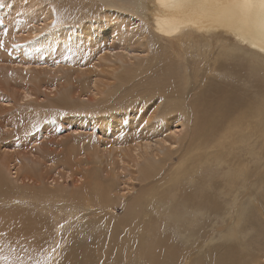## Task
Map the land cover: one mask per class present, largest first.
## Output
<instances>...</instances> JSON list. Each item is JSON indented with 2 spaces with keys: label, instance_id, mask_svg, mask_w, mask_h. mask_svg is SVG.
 Here are the masks:
<instances>
[{
  "label": "bare ground",
  "instance_id": "obj_1",
  "mask_svg": "<svg viewBox=\"0 0 264 264\" xmlns=\"http://www.w3.org/2000/svg\"><path fill=\"white\" fill-rule=\"evenodd\" d=\"M98 1L96 7L93 0H63L60 4L66 14L63 11L56 15L44 0H0V122L5 123L2 128H12L5 133L14 132L20 117L28 118L20 110L33 108L35 114L42 109H37L40 99H48L63 90L56 107L66 109L77 100V106L69 108L71 117L81 123L83 115L79 114L87 113L91 119L84 122L96 126L101 134L99 139L106 141L103 149L95 144L87 145L84 158H78L71 148L52 149L50 142L41 145L40 133L31 132L32 136L23 138L24 143L26 138L30 140L27 143L31 145H25L29 150L0 152V170H15L10 183H19L18 189L22 191L18 201L14 200L17 195L8 199L3 197L10 193L1 195L0 264H46L47 258L52 257L49 263L53 264L61 255L55 237L44 255L32 256V261H20V257H27L33 248L40 249L44 243L41 224L39 227L34 224V240L25 239L32 233V226L27 221V210L16 206V201L31 198L27 201L30 208L46 211V205L34 201L32 191L39 198L58 196L68 204L67 223L76 220L72 228L75 230L79 225L77 233L82 238L88 235L83 232L88 222L115 217L113 204L129 197L122 208L136 219L137 232L143 222L153 221L146 209L157 206L156 202H161L159 206L168 219L182 232V236H177L183 237L182 242L173 241L175 252L167 264H199L211 251L214 256L215 252L219 254L218 261L211 264H264V207L255 204L249 166L254 165L253 171L259 173L264 164V101L260 102L261 98L253 104L259 106L257 110L248 103L241 104L243 98L248 100V96L254 95L244 88L246 75H258L259 69L255 70L252 63L258 60L264 63L261 0H248L251 7L244 6L246 0ZM55 15L57 29L51 23ZM75 23L80 25L74 28L71 24ZM177 51L185 52V56ZM180 62L182 74L178 69ZM236 62L246 68L245 75L238 78L246 97L231 92L220 98L219 87H214L213 92L202 89L209 79L216 85L218 78L231 75L229 70ZM172 66L177 67V72L174 68L173 75L168 77ZM152 70L157 72L152 74ZM142 75L146 81L138 80V83ZM88 76L93 78L92 82L81 80ZM129 84L125 89L132 95L115 100L114 96L124 95L119 92ZM199 95L197 105L201 111L192 108ZM102 102L112 104L113 111L133 109L132 120L102 110ZM140 104L142 114L141 110L136 112ZM246 105L248 108L244 109ZM209 106L212 110L216 108L214 117L208 118ZM97 107H101L100 112L94 111ZM234 115H238L239 121L233 120ZM217 116L225 121L232 119L233 126H222ZM80 128L81 124L74 130ZM184 128L188 129V137ZM195 141L200 145L192 147ZM64 154H68L66 160L62 158ZM185 154L193 160L189 162ZM202 155L215 158V169L226 168L225 186L219 182L207 185L203 177L199 178ZM58 164L64 167L59 170ZM47 167L49 179L42 172ZM91 172L98 174L86 178ZM77 177L82 181L78 182ZM252 179L254 182L255 178ZM63 181H72L73 188L68 189ZM166 182L172 183V190L176 186L173 193L165 194L162 190L169 185ZM136 183L140 186L137 190ZM49 184H57V190L48 191ZM182 184H190L192 188L182 191L179 189ZM155 189H158L156 195L149 201ZM183 192L197 198L177 201ZM211 194L216 200L209 198ZM140 204L144 207L141 210ZM151 214L158 215L156 211ZM155 226L156 257L161 264L159 251L173 233L165 236L168 239L163 244L161 225L155 222ZM67 238L62 239V245H67ZM132 249L129 246L125 256ZM73 257H68L69 264H79Z\"/></svg>",
  "mask_w": 264,
  "mask_h": 264
},
{
  "label": "rangeland",
  "instance_id": "obj_2",
  "mask_svg": "<svg viewBox=\"0 0 264 264\" xmlns=\"http://www.w3.org/2000/svg\"><path fill=\"white\" fill-rule=\"evenodd\" d=\"M44 1L47 2V4L50 6L52 11L56 15H58L59 12L61 13L63 11H64L63 13L66 14L65 10H62L63 8H62V6L60 4V2L63 1V0H44ZM93 4H94V6L98 7L99 1L98 0H93ZM56 15H55V17L53 19V22H51V23L57 29V28H59V25L55 24V21H54V20H56ZM77 22H79V21H77ZM75 24H71V26H74V28H77L80 25V23L76 24V25ZM67 26H68V24H67ZM231 47H232V45H230L229 48H231ZM180 50H182V48ZM177 52L180 54V56L181 55L185 56V52H183V54H181L180 51H177ZM175 63L176 62L173 61V65ZM178 64H179V68L178 69H179V71H181L180 74H182L183 64H182V62H180ZM252 64L254 65L255 70L258 71V69H259V71L256 72V73H258V75L257 76L254 75L253 77H248V75H246V77H245L246 81L245 82L247 84L245 85L244 88L249 89L252 93H254V95L248 96V98H249L248 100L246 98H243V102L241 104H244V103L247 104L248 103L252 107H254V109L257 110V107H259V106L258 105L255 106L253 104H255V103L257 104V101L260 100L261 98H263V99H261L260 102L262 100L264 101V84H263L264 83V63H262V62H260L258 60V61H254ZM234 65H235L234 68L229 70L231 75H229V76L225 75L224 77H226V78L223 77L224 79L223 78H221V79L218 78L217 79L218 83H216V85H213L210 82L211 79H209V81H206L204 83L202 89L204 91L209 89L211 92H213L212 91L213 89H215L216 87H219L220 98H221V96L223 97L225 94H230L231 92H234L237 96L246 97L244 92H243V89H242L241 85H239V82H240L239 79L242 76L245 75L246 68L242 67L238 62H236ZM231 67H233V66L231 65ZM236 67L238 68V71H236L237 70ZM166 68L168 69L169 66H166ZM174 68H175V70L177 72V67H173L172 66V69L169 70L168 77L173 75ZM255 70H254V72H255ZM152 71H154V70H152ZM234 71H235V73H234ZM239 71L242 74H240ZM97 72L99 73V70ZM156 72H157V70L152 72V74H154ZM232 74L234 75V77H233ZM101 78L104 79L105 77H101ZM85 79H89L88 82H92V80H93V78H90V76H88L87 78H81L82 81H84ZM138 80L141 81L140 83H143L144 81H146L145 77L143 75L140 76L137 79V82H138ZM248 80L251 81V82H247ZM111 81L113 82V79H111ZM209 84H210V87H209ZM130 85L131 84L123 87L121 89V92H119V93L124 94V95L114 96V99L118 100L119 97H121L122 100H123L126 97L127 98L130 97L132 94L127 92L128 89L127 90L125 89L126 87H129ZM254 87H256L258 89H255ZM63 94H64V92H63V90H61L59 93L55 94V96L51 95L50 98H48V99H43V98H42V100L40 99V101H39L40 104L37 107V109L39 107H41L42 109L37 110V112L35 114H33V112H32L33 108H25V109L20 110V111H22L21 112L22 115L23 114L27 115L28 118L27 117L26 118L25 117L24 118L20 117L19 122H16L17 124L15 123L14 132L8 133L10 135L6 134L5 132L7 130H10V132H11V130H12L11 126H7L4 129L2 127H3V125H5V123L1 124V122H0V126H1L0 130L2 129L1 130L2 132L0 131V152H2L4 149L7 152L9 151V153H10V151H11V153H13V152L15 153V152H17L16 150H18V151H21L23 149L29 150V147L25 146V145L26 144H30L29 143L30 142L29 139H28L29 142L27 143V141H28L27 138L32 136L31 132L34 133V134L35 133H40V134H38L39 135L38 138H39V141L42 143L41 145H46L48 142H50L52 149L57 148L58 150H63L64 151V150H67V148H71V149H73V154H75L78 158H84V156L86 154L85 149H86L87 145L93 146L95 144L100 149L105 148L104 145L106 144V141L104 139H99L101 137V134H100L99 130L97 129V127L96 126H90L89 125L90 123L84 122L87 119H91V117H89V115H87V113L79 114V115H83V116H80V122L81 123H78L77 120H75L74 118L71 117V115L69 113V108L77 106L76 105L77 100L71 102L69 108L58 109L56 107L58 101H60L62 99ZM200 97L201 96L199 95L197 99L196 98L194 99V100H196L195 103L192 104V108H194V110L201 111L200 110L201 107H199L197 105ZM205 97H207V96H205ZM131 106H134V103ZM212 107H214V106L212 105ZM212 107L209 106L207 108V110L209 111L208 113L210 114V115H208V118L209 117H214L215 114H216V112H215L216 108L214 110H212ZM245 107H244V109H247L248 105H246ZM97 108H98V110H94V111L95 112H100L101 111V107H97ZM112 108H113L112 104H108V103H103L102 102V110L111 111V112H113V114H118V115H121L122 117H125V118L127 117L128 121L132 120V118H130V115L132 114L133 109L128 108L127 110L121 109L119 111H113ZM138 110H141V114H142L143 110L141 109V104L137 108L136 112H138ZM249 110H251V107H250ZM85 111L88 112L87 110H84L83 112H85ZM16 112H18V110ZM249 113L250 112H248V114ZM217 117H218V123L221 124L224 127H227V128H231L233 126L235 120L239 121L238 115H234V117H235V119L233 118L234 121L232 119L225 121V120H222L221 118H219V116H217ZM67 118H69V119H67ZM64 119L65 120L67 119L66 123H65ZM68 121H69V123H68ZM67 123L69 125H67ZM79 124H81V128L79 130L78 129L74 130L75 127L77 128V126ZM184 131H186V133H184V134L186 135V137H188L189 136L188 129L184 128ZM207 134L208 133L206 132L205 135H204V139H206ZM21 136H23V137H21ZM24 137H27L26 138V143H24L25 142L23 140ZM204 139H203V142H205ZM20 140L23 143L22 145L20 143L21 142ZM19 145H21V146H20L19 149H17L18 148L17 146H19ZM198 145H200V143L198 141H195L194 143H192V147H196ZM207 145L208 144L206 143L204 146L206 147ZM185 146L186 145H183L182 147L184 148ZM8 148H11V149L8 150ZM183 153H185V151ZM67 155L68 154L62 155V158L64 160H66L67 157H68ZM247 156H248V154H247ZM185 158L189 162L191 160H193V157L191 158V156L189 154H185ZM175 161H178L177 156L175 157ZM200 161H201V166L202 167L199 170V172L201 173V175H199V178L201 179L203 177V179H205L207 185H213V184H216L217 182L221 183V185H224L223 178L226 177V168L223 167L222 170L215 169L216 168L215 167V158H210L207 155H202V157L200 158ZM58 165L60 167L59 170H61L64 167L62 164H58ZM249 166H250V171H251V173H250V181H252V183H250V187L252 188L251 191H252V194L254 196L255 204H257L256 205L257 207H258V205H261L262 207H264V171H263L264 170V168H263L264 164L262 165L263 167L260 168L261 171L259 173L256 172L257 170L253 171L256 168L254 165H252L250 163ZM8 170H9V172L2 170L5 173H3L0 170V185H1L0 186V193H1L0 194V199H2V197H1L2 194L4 196H6L7 194L10 193L9 195H7V197H3V199L4 198L8 199L9 196L17 195V198L14 197V200H17V199H19V197H21L22 191L21 190L19 191V189H18L19 183H15V184L14 183H10V182H13L12 181V177L14 176L15 170H12V168H8ZM10 170H11V172H10ZM46 170L48 171V167L45 170L42 171L43 172V176H45V178L49 179L51 174H48ZM192 170L193 169H190V171H192ZM10 173H11V175H10ZM97 174H98V172H91L90 176L86 175L87 176L86 178H90V177L96 176ZM252 178H255L254 182H253ZM78 179L79 178L77 177V180ZM44 181H46V180H44ZM81 181H82L81 179L78 180V182H81ZM62 183L64 184V186L68 187V189L73 188L72 181H67V182L63 181ZM170 183L171 182H166L165 184H169V185H166V186L162 187V190L165 191V194L173 193V191L176 190V186L172 190V187L170 186V185H172V183L171 184ZM56 185L57 184H55V186H52V185L49 184L48 185V189H49L48 191L54 192L55 190H57ZM1 187H3V188H1ZM4 187H6L7 189L4 188ZM139 187L140 186L138 185V183H136L135 184V190H137ZM11 188H15V189L11 190ZM165 188H167V189H165ZM191 188H192V186L190 184H182V186L179 187V189H181L182 191H184V189L190 190ZM238 188L242 189L241 185H238ZM15 190H17V191H15ZM157 190L158 189H155V191L153 190V193L150 192L151 193L150 194L151 197L148 199L149 201L151 200V198H154V196L156 195ZM241 191L242 190H239L240 193H242ZM199 194H198V196H199ZM30 195H34L35 196L33 198L34 201H36L38 204L46 205L47 209H46V211H44L43 209H37L36 208V210H35V208H30L28 206L29 204L27 203V201L29 199H31V198L25 199V200H20L19 201L20 203L17 202L18 200L16 201V206L17 207H20L22 209H26L27 210L26 215L29 218V220L27 218V221L32 226V231L30 230L32 233H30L28 235V237L29 236L30 237L29 238L25 237V239L34 240L35 237H36V233L33 231L34 229H36V228H34L35 227L34 224H36L37 227H39V224H41L40 225V227L42 229L41 236L43 238V242L44 243H43V247L40 248V249L33 248L27 254V257H25V258L20 257V261H22V259L23 260L27 259L28 261H32V258H31L32 256L41 257V255H44V253L48 251L47 250L48 246L52 245V243L55 241V237H56L58 239L57 240L56 249L59 247V249L61 248L62 252H61V255L56 260H54L53 264H69L70 261H69L68 257L72 258L73 256L75 257V258L74 257L73 258L76 261H78L79 264H80V262L81 263L83 262L82 264H158L159 261H158V259L156 257L157 256V244L155 242L156 241V236H155L156 226H155V222H157L159 225H161V231L160 232H162L163 236H164V238H162L163 244L165 243V240L168 239V238L166 239L165 236L170 234V232L173 233L171 238L169 240H167V243L164 244L162 246V248L160 249V251H159L161 264H167L169 256L173 255V251L175 252V246H174V242L173 241L182 242V240H183V237L182 238H177L178 235L182 236V232L179 231L178 225L175 222L173 224L172 221L170 219H168V217L166 216L165 211L163 210V208H161L159 206V204L161 202H156L157 206H155V207H151L150 206L147 209L145 208L146 212L148 214L147 216L151 217V219H153V221H151L150 223L143 222L142 227L140 228V231L137 232L139 228L137 227L135 229V223H136L135 220L136 219L134 217H129L127 212H125V210L122 208V207H124V204L128 203L129 197L121 198L120 200L118 199V201L115 204H113V208H114V211H115V215H114L115 217L102 218V219L99 220V222L98 221H94V222L90 221V222H88L87 223V228L84 229V231H83V232L86 231V234L88 233V235H85L84 238H82L81 233H77V232L80 231L78 229L79 225L76 224L77 226H76L75 230H73V228H72L73 225L75 224L76 220H74L72 223L68 224L69 221H67V217H69V213L68 212H69V209H70L68 207V204L67 205L64 204L58 196H48V197L44 196L43 198H39L36 194H34L33 191H32V193ZM142 195H143V197L144 196L146 197L145 193L144 194L142 193ZM222 197L225 198L224 196H222ZM194 198H197V196L194 195V194L190 195V193H188V192H183V196L182 197H180V196L178 197L177 196L178 200L177 199L176 200L180 201V202H186L189 199L193 200ZM202 198H204V196ZM209 198H212L213 200H216V199H214V196H212V194H211V196H209ZM148 200L146 199L145 201L147 202ZM56 206H58V207H56ZM137 206H139V205H137ZM141 208H144V207L140 204V210H141ZM56 210H58V212ZM238 210H239V208H238ZM138 211H139V207L136 210V212H138ZM155 211H156V214H158V215L153 216L151 213L155 212ZM89 212H90V210L86 211L85 213L88 214ZM32 213H34L35 215L32 214ZM234 216L237 217L238 214L235 213ZM34 217H35V219H34ZM218 219L221 221L222 218L219 217ZM107 220H108V222H107ZM130 221H131V223H130ZM104 222H105V224H104ZM106 223H107V225H106ZM253 224H254V226H256V228H258L257 224L255 225V221L253 222ZM170 225H171V227H170ZM130 227L132 229H130ZM120 228H122V229H120ZM124 228H126V229H124ZM141 231H143V232H141ZM126 232H129L130 234L126 233ZM263 235H264V232H263ZM66 236L68 237L67 238V242H66L67 245L64 246V245H62L61 242H62V239H64V237H66ZM116 236L117 237L119 236V238H117ZM132 239H134V242H133ZM20 240L23 241L24 239L21 238ZM115 241L118 242V243H116ZM122 245L123 246L125 245L126 248H125V246L123 247ZM129 246H131V248H133V249H132L131 254L129 256H125L126 255V249ZM56 249H55V251H56ZM82 249H83V251H82ZM167 249H168V251H167ZM39 250H41V251H39ZM84 250H87L88 252H86ZM42 251H43V253H41ZM97 253H98V255H97ZM70 254H72V255H70ZM87 254L90 256V258H89V256ZM215 255L216 256H214L212 254V251H211L210 255L208 257L204 258L203 261L201 263H199V264L216 263L218 261V259H219V254H217L215 252ZM158 257H159V255H158ZM52 258H47V262H45V263L46 264H50L49 262H50V260H52ZM67 258H68V260H67ZM104 258H106V259L104 260ZM154 261H156V262H154ZM208 261H210V262H208Z\"/></svg>",
  "mask_w": 264,
  "mask_h": 264
},
{
  "label": "snow or ice",
  "instance_id": "obj_3",
  "mask_svg": "<svg viewBox=\"0 0 264 264\" xmlns=\"http://www.w3.org/2000/svg\"><path fill=\"white\" fill-rule=\"evenodd\" d=\"M245 7H251L252 5L246 0L245 2ZM261 6L264 7V0H261ZM0 46H2V43H0Z\"/></svg>",
  "mask_w": 264,
  "mask_h": 264
}]
</instances>
